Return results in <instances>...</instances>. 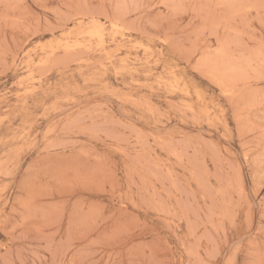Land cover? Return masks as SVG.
Here are the masks:
<instances>
[{
  "label": "rangeland",
  "instance_id": "rangeland-1",
  "mask_svg": "<svg viewBox=\"0 0 264 264\" xmlns=\"http://www.w3.org/2000/svg\"><path fill=\"white\" fill-rule=\"evenodd\" d=\"M0 264H264V0H0Z\"/></svg>",
  "mask_w": 264,
  "mask_h": 264
}]
</instances>
